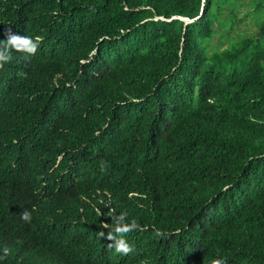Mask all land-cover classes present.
Wrapping results in <instances>:
<instances>
[{"label":"trees","instance_id":"trees-1","mask_svg":"<svg viewBox=\"0 0 264 264\" xmlns=\"http://www.w3.org/2000/svg\"><path fill=\"white\" fill-rule=\"evenodd\" d=\"M201 1L0 0L1 33L41 37L35 54L13 50L2 68L29 73L28 56L47 66L71 63L88 94L107 109L119 103L102 162L136 143L130 161L137 166L109 188L124 196L102 204L100 216L89 212L93 233L80 244V264H211L217 257L264 264V0ZM132 60L137 69L128 74ZM139 90L151 91L149 105L175 111L152 113L133 100ZM146 203L152 208L138 213ZM113 208L139 222L126 255L94 233L111 231ZM15 211L0 191V232H14L5 245L29 250L26 221ZM11 261L9 253L4 264Z\"/></svg>","mask_w":264,"mask_h":264},{"label":"clouds","instance_id":"clouds-1","mask_svg":"<svg viewBox=\"0 0 264 264\" xmlns=\"http://www.w3.org/2000/svg\"><path fill=\"white\" fill-rule=\"evenodd\" d=\"M1 31L0 191L9 207L16 208L15 213L21 212V219L26 221L22 231L29 236L28 245L32 248L6 246L14 232L4 226L0 232V264H4L9 253L10 264H80V244L91 243L93 233H88L87 224L92 222L89 212L95 210L100 216L102 204L108 206L124 196H115L109 188L114 184L116 189L128 171L137 166L130 161L138 152L136 143L126 142L114 151V158L102 162L105 132L113 120L122 116L116 113L118 101L107 109L98 95L85 91L71 63L66 68L65 61L47 66L40 57L33 63L32 56H28L25 60L30 64L29 73L20 66L2 68L4 62L12 59L13 50L35 54L41 37L21 35L12 28ZM96 52L94 49L89 53L87 61ZM130 65L128 74L137 69L135 60ZM63 69L65 74L60 71ZM163 76L151 84V90L160 85ZM35 81L42 86L37 87ZM171 86L174 85L168 88ZM150 92L139 90L133 100L157 115L175 111L161 106L157 99L160 105L156 101L149 105ZM127 194L137 195L133 191ZM146 205L138 213L152 208ZM107 215L114 221L111 231L94 233L113 241L107 247L116 253L132 252L134 244L128 237L133 240L131 231L139 228L137 219H129L126 210L117 213L114 208ZM150 225L158 228L156 221ZM40 239L50 245H38ZM211 264H227V257H217Z\"/></svg>","mask_w":264,"mask_h":264},{"label":"bare ground","instance_id":"bare-ground-1","mask_svg":"<svg viewBox=\"0 0 264 264\" xmlns=\"http://www.w3.org/2000/svg\"><path fill=\"white\" fill-rule=\"evenodd\" d=\"M76 4V3H75ZM138 258V257H137ZM137 261V260H136Z\"/></svg>","mask_w":264,"mask_h":264}]
</instances>
